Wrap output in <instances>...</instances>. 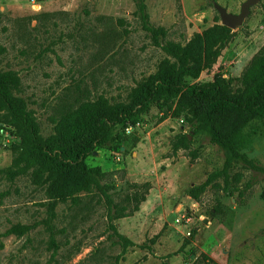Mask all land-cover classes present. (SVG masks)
<instances>
[{"label":"rangeland","instance_id":"obj_1","mask_svg":"<svg viewBox=\"0 0 264 264\" xmlns=\"http://www.w3.org/2000/svg\"><path fill=\"white\" fill-rule=\"evenodd\" d=\"M245 1L0 0V70L18 75L15 93L26 100L45 138L56 134L70 105L88 102L83 111L94 120L110 105H131L135 88L177 64L145 30L138 13L143 2L149 23L165 34L161 41L182 45L189 64L201 65L175 84L222 76L232 80L227 95L233 99H264V68L246 80L264 46V0L252 4L228 36L216 7L238 14ZM217 48L219 55L206 65L207 53ZM178 99L179 93L158 89L86 157L88 166L115 173L117 203L136 194L126 181L149 187L139 209L115 221L118 231L110 228L98 189H78L83 173L77 167L27 164L22 130L0 104V264H198L203 253L218 264H264V108L216 113L247 158L226 165L225 150L210 141L198 115L171 114ZM165 108L169 115L163 118ZM80 131L69 144L82 142ZM180 134L188 135L189 147L174 153ZM8 170L19 173L10 178ZM208 178L193 199L191 186ZM144 202L146 209L136 215ZM13 225L28 230L6 233Z\"/></svg>","mask_w":264,"mask_h":264},{"label":"trees","instance_id":"obj_2","mask_svg":"<svg viewBox=\"0 0 264 264\" xmlns=\"http://www.w3.org/2000/svg\"><path fill=\"white\" fill-rule=\"evenodd\" d=\"M146 6L143 2L138 4V13L142 19L145 30L150 32L154 42L160 45L166 53L174 57L177 64H171L167 69L160 71L153 76L148 83L142 84L134 89L132 96L134 101L131 105L117 103L108 106L98 114L96 120L85 112L88 102L80 104L74 108L68 107L67 114L61 117L56 125V134L45 138L40 133L39 125L32 113L28 110L26 100L15 93L19 87V77L11 68L0 70V104L10 115L12 123L19 126L22 130L23 157L27 159V164H40L43 169L56 167L59 171L68 167H77L83 173L78 189L90 191L92 188L98 189L105 200L109 225L114 231H118L116 220L129 216L139 209V203L146 200V191L149 187L146 184H133L126 181L129 187H136V194L125 196L124 203H117L113 197L115 186L112 183L114 172L103 171L100 166L90 167L86 163V157L95 151V148L105 144L107 134L112 126L123 122L134 115L135 108L142 106L151 99L155 98L158 89H165L179 93V99L171 113L178 115L181 111L189 110L191 114L198 115L203 122L210 141L219 145L227 154L226 165L236 159H245L246 156L240 152L233 138L226 134L221 124L215 119L216 113L224 107L232 108H264V99L251 98L248 101L233 99L227 95L228 86L231 78L222 76L214 80L200 82L192 85L175 84L174 82L183 78L192 71L197 73L201 69L200 63L197 65L189 64L190 54L182 45L171 41L162 42L165 34L163 30L154 28L148 20ZM224 35L228 36L230 28L223 26ZM220 48L210 50L207 53L205 64L211 65L219 55ZM264 68V46L260 53L252 59L250 69L246 74V80L253 79L256 74ZM169 109V108H168ZM164 109L163 118L169 115V110ZM201 109V110H200ZM197 129V128H196ZM75 130H81L83 140L79 145H71L68 140L73 141ZM139 141L137 138L134 140ZM188 135L180 134L172 145V151L176 153L180 148H188ZM193 153L195 157L196 153ZM261 168V167H260ZM261 169L264 170L262 167ZM19 170H8L7 175L13 178ZM212 178H208L200 184L193 185L189 189V195L198 200L200 194L205 191ZM139 189V190H138ZM136 197V198H134ZM135 199L133 207H129L130 200ZM28 230V226L13 225L6 233L22 234ZM191 255H196L191 252ZM202 260L198 264H218L206 254H200Z\"/></svg>","mask_w":264,"mask_h":264},{"label":"water","instance_id":"obj_3","mask_svg":"<svg viewBox=\"0 0 264 264\" xmlns=\"http://www.w3.org/2000/svg\"><path fill=\"white\" fill-rule=\"evenodd\" d=\"M257 0H247L245 2H243L242 6H241V11L238 14H232L230 12H228L226 10V8H224L221 5H217V9L219 10L220 16H221V20L222 23L230 28H235L237 26H240L243 24L245 18L248 16L250 9L249 7L254 4ZM175 217V214H172L169 217V220H173V218Z\"/></svg>","mask_w":264,"mask_h":264},{"label":"crops","instance_id":"obj_4","mask_svg":"<svg viewBox=\"0 0 264 264\" xmlns=\"http://www.w3.org/2000/svg\"><path fill=\"white\" fill-rule=\"evenodd\" d=\"M148 201H150L149 199H147ZM146 206H147V202H144L142 203L141 207H140V210L138 212H136V215L137 213H140V212H143L145 209H146ZM131 217V216H130ZM120 221L117 222V225H118V228H119V223ZM120 229V228H119ZM130 240H132L133 238L129 235H126ZM133 241V240H132ZM136 243V242H135Z\"/></svg>","mask_w":264,"mask_h":264},{"label":"built area","instance_id":"obj_5","mask_svg":"<svg viewBox=\"0 0 264 264\" xmlns=\"http://www.w3.org/2000/svg\"><path fill=\"white\" fill-rule=\"evenodd\" d=\"M130 129H131V126L127 127V128H126V131L129 132ZM179 219H180V218L177 216V220H179Z\"/></svg>","mask_w":264,"mask_h":264}]
</instances>
